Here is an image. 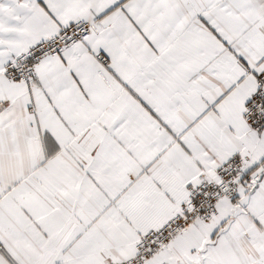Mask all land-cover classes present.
<instances>
[{
  "label": "snow or ice",
  "instance_id": "6c2138e0",
  "mask_svg": "<svg viewBox=\"0 0 264 264\" xmlns=\"http://www.w3.org/2000/svg\"><path fill=\"white\" fill-rule=\"evenodd\" d=\"M0 264H264V0H0Z\"/></svg>",
  "mask_w": 264,
  "mask_h": 264
}]
</instances>
